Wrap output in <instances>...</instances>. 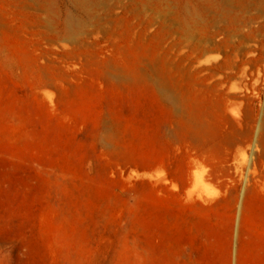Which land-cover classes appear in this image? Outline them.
<instances>
[{"label": "rangeland", "instance_id": "1", "mask_svg": "<svg viewBox=\"0 0 264 264\" xmlns=\"http://www.w3.org/2000/svg\"><path fill=\"white\" fill-rule=\"evenodd\" d=\"M193 1L0 0V264H264V20L235 78Z\"/></svg>", "mask_w": 264, "mask_h": 264}, {"label": "bare ground", "instance_id": "2", "mask_svg": "<svg viewBox=\"0 0 264 264\" xmlns=\"http://www.w3.org/2000/svg\"><path fill=\"white\" fill-rule=\"evenodd\" d=\"M74 1L80 11L87 17L97 14L98 7L105 0ZM133 1L136 2L135 11L137 14H141L142 10L148 5H158L162 2V0ZM253 8L258 9L261 15L258 17H245L249 10ZM45 12L47 13V24L50 29H57L55 21L60 19L61 16L47 8ZM261 20H264V0H252L250 2H244L243 0H194L193 3L185 4L184 20H181V23L188 27L186 37L189 39L195 38L194 50L198 55H204L212 46L231 49V54H228L223 68L232 72L233 77L243 78L249 76L247 69L252 64L250 56L256 52V47L252 44L255 42V33H258L259 27L263 25L260 22ZM201 22H205L206 25L209 24L208 30L203 31L202 29L205 27H202L200 34L197 35L195 32L196 25ZM64 26V39L71 42L76 41L81 25H76L72 19H66ZM120 75L124 76L122 72H120ZM150 76L155 79V82L159 83L163 90L173 94L174 84L172 85L164 75L153 69ZM196 181L198 183L204 182L203 176L197 173Z\"/></svg>", "mask_w": 264, "mask_h": 264}]
</instances>
